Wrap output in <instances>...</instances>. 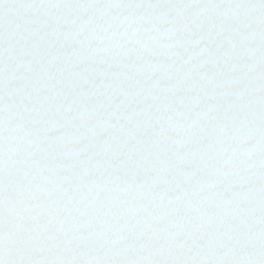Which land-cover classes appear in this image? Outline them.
<instances>
[{
	"label": "snow or ice",
	"instance_id": "6c2138e0",
	"mask_svg": "<svg viewBox=\"0 0 264 264\" xmlns=\"http://www.w3.org/2000/svg\"><path fill=\"white\" fill-rule=\"evenodd\" d=\"M0 264H264V0H0Z\"/></svg>",
	"mask_w": 264,
	"mask_h": 264
}]
</instances>
